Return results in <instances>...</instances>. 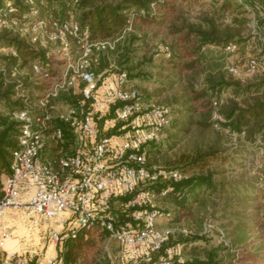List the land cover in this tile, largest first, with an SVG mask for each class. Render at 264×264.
Instances as JSON below:
<instances>
[{
  "label": "built area",
  "instance_id": "built-area-1",
  "mask_svg": "<svg viewBox=\"0 0 264 264\" xmlns=\"http://www.w3.org/2000/svg\"><path fill=\"white\" fill-rule=\"evenodd\" d=\"M8 11L16 9L9 5ZM131 22L119 37L104 40H91L74 20L40 19L21 28L22 37L34 47L50 49L55 43L66 69L34 98L20 92L21 84L16 87L24 97V107L13 112L20 125L18 146L0 199V264H30L34 258L38 264H66L58 256V245L82 228L100 231L116 241L120 256L126 259L151 261L172 234L171 228L158 226V211L146 207L151 190L146 191V187L187 175L179 169L149 165L144 150V145L169 125L168 111L158 104L147 105L126 71L106 77L91 67L93 53L98 51V63L99 52L114 50L123 33L132 28ZM70 38L83 47L77 58L72 57ZM2 50L17 55L13 48ZM33 68L46 80L51 79L38 64ZM256 68V60H249L248 71ZM229 69L239 72L234 66ZM0 70L6 72L1 63ZM71 93L78 96L75 103L62 99L63 94ZM118 122L124 125L109 134ZM127 195L130 198L121 203L120 198ZM120 205L132 220H121L115 211ZM9 209H20L31 225L45 228V240H50L49 244L45 241L46 249L6 250L12 232L3 217ZM51 245L56 250L52 255L47 252ZM152 264H175V260L171 255L162 256Z\"/></svg>",
  "mask_w": 264,
  "mask_h": 264
},
{
  "label": "rangeland",
  "instance_id": "rangeland-1",
  "mask_svg": "<svg viewBox=\"0 0 264 264\" xmlns=\"http://www.w3.org/2000/svg\"><path fill=\"white\" fill-rule=\"evenodd\" d=\"M42 1L39 2L41 6ZM173 1L177 6L174 15L176 19H168L161 25L138 22L133 25L132 19V28L127 31L132 32L129 43L131 61L124 63L128 70L136 75L129 77L130 83L142 91L147 105L154 103L164 106L170 116L169 125L161 129L155 141L152 140L156 142L153 147V142L145 147L148 164L171 169L175 167L180 154L207 151L210 143H217V146L225 151L223 158L211 160L205 168L184 171L186 175L210 174L217 186L193 204L192 213L178 218L179 210H176L175 205L166 200L164 194L149 190L150 187H146V191H150L147 205L158 211L160 228L172 229V248L169 249L168 255L183 261L193 255L206 258V250L216 249V260L220 261L219 264H264V141L259 139L250 142L244 132H234L218 122L224 121L220 113L225 105L233 100L244 104L252 99L234 97L233 89L227 88L219 96L223 104L220 107L214 103L215 109L209 117L206 115L207 111H193L196 102L191 98V90L203 88L210 80L211 74H215L217 78V75L223 72L227 80L240 81L243 85L264 78V34L258 27L259 17L263 15L261 3L264 0L254 4L255 8L246 3L244 8L239 6L238 9L226 11L222 9L221 2L216 0ZM40 19L51 18L44 16L38 8L36 13L30 12L23 17L17 12L2 11L0 31L6 28L23 36L21 28ZM212 22L219 30L229 28L237 34L234 40L239 41L238 45L231 44L236 45V48L230 50L227 47L206 45L202 50V62L198 68L188 71L173 68L167 62L165 47L168 46L171 53H186V47L194 48L197 39L191 36L190 42L184 43L181 39L185 29L177 32L171 25L181 27L201 24L208 27V23ZM70 40L72 57L77 58L83 47L72 38ZM2 49L0 48V54L4 52ZM47 50L54 63L53 67L61 69L48 80L50 85L53 80L62 76L66 61L61 53L55 51V43ZM97 57L98 51L90 57L91 63H95ZM110 57V65L106 68V73H103L106 77H113L121 71L115 60L116 55ZM252 57L258 58V65L255 70L248 71L246 64ZM230 66L238 67L239 73L230 72ZM21 71L29 72V69ZM40 92L35 91L33 95L36 96ZM261 97L264 99V95ZM203 119L213 122L211 128H203L197 123ZM93 232L97 246L85 264H135L133 260L120 256L116 241H110L100 231ZM197 236L201 238L195 239ZM45 238L46 236L40 237L41 243L46 241L49 244L50 240ZM185 238L188 239L186 242H180V239ZM18 243L16 238L8 239L10 247L17 246ZM7 250L19 251L13 248Z\"/></svg>",
  "mask_w": 264,
  "mask_h": 264
},
{
  "label": "trees",
  "instance_id": "trees-1",
  "mask_svg": "<svg viewBox=\"0 0 264 264\" xmlns=\"http://www.w3.org/2000/svg\"><path fill=\"white\" fill-rule=\"evenodd\" d=\"M40 1L35 0L34 3H30L28 0H0V9L8 12V6L12 5L16 9L15 12L23 17L30 13L32 9L38 8L46 17L62 21L74 20L79 24L81 33H89L91 40L119 37L129 24L130 19H133V25L136 22L155 25L165 24L168 19H176L174 15L177 10L176 3L173 0H118L117 2L110 0H43V6L40 5ZM216 1L221 2L222 9L225 11L238 9L239 6L244 8L246 3H250L255 8L254 4L261 3V0H242V2L238 0ZM261 6L263 8V15L259 17L260 24H258V27L264 34V31H262L264 28V1H262ZM171 26L177 32L185 29V34L181 39V41H185L184 43L190 42L191 36L197 39L194 48L186 47V50H188L186 53L177 51L171 53L169 47H165V51L168 54L167 62L173 68H178L181 71L194 70L199 67V63L202 62V50L206 45L226 48L228 45H238L239 43V41L234 40L237 34L233 33L229 28L219 30L213 22L208 23V27H203L201 24L182 25L181 27ZM131 34L132 32H127L118 41L114 50L100 51L99 62L92 63V69L99 74L106 73V68L109 67L111 62L110 55H116L115 60L119 69L126 71L129 77L133 76L134 74L125 65L131 61L129 55L131 52L129 47ZM6 47L15 49L17 55L9 54L5 51L0 54V62L4 63L3 66L6 69V72L0 70V199L3 196L4 178L11 171L13 151L18 146L20 123L14 119L13 112L24 107V97L20 96L16 87L18 84H21L20 92L34 98L36 97L33 95L35 91L40 92L49 85L48 80L40 74L35 73L34 64H38L42 72H48L50 78L61 70L53 67L54 63L47 49L36 48L29 44L20 33L3 28L0 31V48ZM251 59H255L258 65L257 57H252ZM62 63L63 60L61 61ZM26 68L29 69V72L22 73L21 70H25ZM229 71L235 73L230 69ZM227 88L233 89L234 97L243 96L249 97L252 100L240 104V102L232 99V103L225 105L220 113L224 117V121L218 120V122L220 121L221 124L234 132H244L246 139L250 142H256L259 139L264 141V99L261 97V95H264V78L243 85L240 81L227 80L223 72H220L217 78H215V74H211L210 80L207 81V84L203 88L199 90L193 88L191 90L193 94L191 98L196 102L193 111H207L206 115L210 117L215 109V101L218 102L217 105H220V107L223 104L220 102L222 98L219 96ZM63 98L75 103V98H78V96L73 97L72 93L63 94ZM197 123L207 129L213 125V122L207 119L200 120ZM58 124L63 126L67 132L63 123L59 122ZM123 125L124 122H118L109 134L119 131ZM152 142L148 141L144 145V150ZM155 143L153 142L151 147ZM224 151V149L217 146V143H210L207 151L198 150L194 153L180 154L176 159L175 167L171 169L188 172L205 168L211 160L223 158ZM262 179L264 180V176ZM216 187L210 174H192L180 180H160L150 185V189L156 190L159 194L163 190L168 189L164 197L175 205L176 210H179L178 218L192 213L193 204L200 201L202 195H207L208 192H212ZM129 198V195L123 196L120 198V201L122 203ZM146 207L153 209L150 205ZM115 211L120 214L122 221L132 220L130 216H126L122 205L117 207ZM93 233L92 230L82 228L76 234L65 238L58 245V256L66 264H85L88 258H90L91 252L97 246V240ZM172 234L161 251L153 254L151 261L142 257L138 260L134 258H130V260H133L135 264L141 262L151 263L159 257L169 256L167 249L172 248L170 244ZM194 238L198 239L201 237L197 236ZM180 240H182L180 242H186L188 239ZM192 249H195V247H192ZM205 253L206 258L193 255L192 258L183 261L177 257H173V259L175 260V264H219L220 261L216 260L218 254L216 249L206 250ZM30 264H38V260L34 258Z\"/></svg>",
  "mask_w": 264,
  "mask_h": 264
},
{
  "label": "crops",
  "instance_id": "crops-1",
  "mask_svg": "<svg viewBox=\"0 0 264 264\" xmlns=\"http://www.w3.org/2000/svg\"><path fill=\"white\" fill-rule=\"evenodd\" d=\"M3 222L5 226H7L11 230L12 232L11 238H16L19 240L18 245L14 247H10L7 240L6 243L7 249L13 248L19 251H25L32 247H36L38 249L45 247V243L42 244L40 241V237L42 238V236H45V228L35 227L31 225L30 221L27 218H25L23 212L20 209L7 210V212L3 217ZM27 225H29L31 229H28ZM38 243L39 244L41 243L42 246L38 245ZM47 252L48 254L52 255L56 252V250L51 245V246H47Z\"/></svg>",
  "mask_w": 264,
  "mask_h": 264
}]
</instances>
